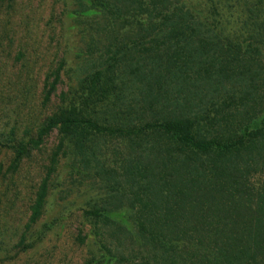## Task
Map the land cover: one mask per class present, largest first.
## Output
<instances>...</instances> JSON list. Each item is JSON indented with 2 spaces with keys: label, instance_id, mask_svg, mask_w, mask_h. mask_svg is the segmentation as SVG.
Listing matches in <instances>:
<instances>
[{
  "label": "trees",
  "instance_id": "1",
  "mask_svg": "<svg viewBox=\"0 0 264 264\" xmlns=\"http://www.w3.org/2000/svg\"><path fill=\"white\" fill-rule=\"evenodd\" d=\"M198 6L69 0L76 45L46 64L44 115L0 134L11 173L56 134L18 246L62 161L104 191L82 264H264V0Z\"/></svg>",
  "mask_w": 264,
  "mask_h": 264
},
{
  "label": "rangeland",
  "instance_id": "2",
  "mask_svg": "<svg viewBox=\"0 0 264 264\" xmlns=\"http://www.w3.org/2000/svg\"><path fill=\"white\" fill-rule=\"evenodd\" d=\"M192 2L201 10L198 4L203 0ZM67 3L69 0H14L9 8L0 7V134L12 127L22 137L23 130L33 132L44 115L40 90L46 64L56 49L66 52L76 45L70 23L61 16ZM18 53L22 57L17 61ZM55 143L52 132L40 152H33L12 173L7 171L10 153L0 152V264H82L91 249L89 239L78 245L75 236L79 229L88 233L81 212L94 205L104 191L88 180L68 181L62 161L41 217L17 245L31 194L42 176L41 166Z\"/></svg>",
  "mask_w": 264,
  "mask_h": 264
}]
</instances>
